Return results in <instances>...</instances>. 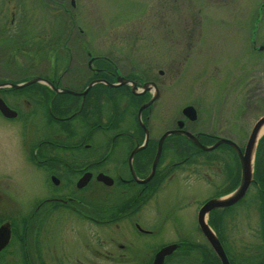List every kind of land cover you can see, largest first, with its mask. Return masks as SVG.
Segmentation results:
<instances>
[{"label": "flooded vegetation", "instance_id": "obj_1", "mask_svg": "<svg viewBox=\"0 0 264 264\" xmlns=\"http://www.w3.org/2000/svg\"><path fill=\"white\" fill-rule=\"evenodd\" d=\"M46 7L44 0L0 1V67L8 73L14 60H18L27 70L24 78L0 79V83L39 77L20 86L0 85V97L16 111L11 116L0 111V122L17 127L24 154L41 172L48 189L37 202L38 220H33V224L38 221V262L66 263L61 246L56 243L57 250L54 247L50 254L52 247L47 245L52 222L58 223L60 208L64 207L82 223L76 232L80 241L71 264H152L157 250L171 242L177 246L165 256L163 264H207L205 255L222 264L198 224L209 246L206 241L181 235L183 230L178 228L176 238L161 242L157 239L166 219L174 221L173 200L166 202L170 195H165L172 193L167 187L176 170L190 172L202 164L223 172L219 146L207 150L216 154L214 160L202 162L200 155L191 154L206 149L184 133H165L181 120L182 127L202 144L209 145L218 136L209 129L194 127L197 116L191 119L183 109L182 116H174L172 86L180 68L175 58L159 62L157 54L143 51L141 59L146 60L138 64V57L126 52H93L86 38L87 28L72 17V0H55L49 9L55 15L69 13L70 17H61L53 25L46 23ZM256 12L247 52L264 61V35H259L264 0ZM187 37L174 41H187ZM136 41L138 38L133 40ZM219 127L218 119L216 128ZM31 138L35 139L32 143ZM176 153L182 155L176 159ZM189 158L199 160L188 161ZM99 173L108 177L100 179ZM82 176L88 180L79 186ZM165 190L167 193H163ZM3 197L0 202L16 201L8 194ZM6 206H0V212ZM34 215L24 205V211L0 216V224H10L9 240L0 249V264H30L27 243ZM161 218L165 219L160 223ZM125 220L130 230L119 233L123 241L120 236H112L110 229ZM95 225L102 230L96 231Z\"/></svg>", "mask_w": 264, "mask_h": 264}, {"label": "rangeland", "instance_id": "obj_2", "mask_svg": "<svg viewBox=\"0 0 264 264\" xmlns=\"http://www.w3.org/2000/svg\"><path fill=\"white\" fill-rule=\"evenodd\" d=\"M261 1L74 0L72 17L87 28L89 37H85L90 41L93 52L106 53V49L123 54L126 52L137 56L138 64L146 60L141 59V55L145 54L143 51L157 54L155 57L159 62L174 57L175 63L180 66L174 74L172 86L174 116H182V107L193 104L198 113L194 127L209 129L218 136H229L244 147L251 127L264 114V61L261 56L247 52L249 32ZM44 2L47 3L46 23L53 25L61 17H70L69 13L55 15L49 9L55 5V0ZM259 27V35H264V16L260 19ZM185 36L187 41L175 42L185 39ZM135 38L138 41L133 42ZM19 64L23 65L14 60L8 73L0 67V75L3 74L0 79L24 78L27 70ZM218 119L220 127L216 128ZM261 135L263 137L258 148L261 161L254 174L256 182L249 185L241 200L233 203L223 228L218 218L223 208L212 209L206 216L216 232L221 230L224 245L232 254L230 257L233 256L230 259L232 264H245L241 261L242 257L253 253L264 241V203L257 194L258 185L262 184L264 188V131ZM20 140L17 127L0 122V196L4 198L8 194L16 200L0 202V206L7 205L0 216L24 211V205L25 209L35 214L29 225L27 252L30 264H40L35 239L38 221L33 224V220H38L37 202L48 193V189L41 172L24 154ZM33 140L31 138L30 143ZM176 141L179 139L176 138ZM217 153L226 160V157L229 158L234 166L233 174L227 176L215 167L202 164L190 172L176 170L167 187L172 193H167V190L163 192L167 193L165 196L170 195L166 197V202L173 200L174 221L166 219L163 233L157 236L158 241L176 238L179 235L175 232L176 228L183 230L181 235L188 239L206 241L197 226L199 207L207 196L215 192H218V196L232 191L241 177L236 153L226 145H220ZM181 155L176 153V159ZM11 204L13 208L8 207ZM60 209L62 213L57 218L58 223L52 222L47 245L52 247L50 254L54 252L56 243L61 246L66 263L71 264V259L75 258L76 244L80 241L76 232L81 230L82 223L68 208ZM164 219L161 218L160 223ZM95 229L102 230L97 225ZM128 230L129 224L125 220L118 226L112 225L110 232L112 236L119 237V233ZM39 240L42 243L44 239L41 236ZM113 240L117 241L116 238ZM15 245L12 243L11 246ZM43 247L46 245L43 244ZM205 256L207 264H220L219 259L215 261Z\"/></svg>", "mask_w": 264, "mask_h": 264}, {"label": "water", "instance_id": "obj_3", "mask_svg": "<svg viewBox=\"0 0 264 264\" xmlns=\"http://www.w3.org/2000/svg\"><path fill=\"white\" fill-rule=\"evenodd\" d=\"M39 77L34 76L31 77L27 80H24L22 82H17V83H11V82H4L0 83L1 84H12L13 86H20L25 83L29 82H34L37 81ZM92 81L90 85L93 83ZM143 105L140 107L139 110H141ZM183 112L190 117L191 119L196 118L197 113H196V108L193 104H186L182 108ZM0 111L4 113L7 116L15 115L16 111L10 108L6 102L0 97ZM264 123V114H262L253 124L251 127V130L249 132L248 138L246 140V143L244 147H242L240 144H238L234 139L228 137V136H218L215 141L209 145L202 144L197 136L190 132L187 129H184L182 127L181 120H178V126L174 129L168 130L167 132H174V133H184L188 137H190L196 144L201 146L203 149H212L216 147L217 145L221 143H226L230 145L234 151L236 152L239 163H240V168H241V177L238 185L230 192L221 194V195H216L207 198L199 207L198 212H197V222L198 225L200 226L202 232L204 235L207 237L208 241L211 243L212 247L214 248L216 254L220 258L222 264H231L230 259L228 254L226 253V250L222 244V241L218 234L214 231L210 223L207 221L206 216L209 213V211L213 208H222L224 206L231 205L238 201L241 197L244 196L246 193L249 185L251 182L254 180V157H255V152H256V146H257V139H258V133L260 130V127ZM162 138H160L161 142ZM159 157V151L157 152L152 168L154 169L156 162ZM98 178L100 179H105L108 177L104 173H99L97 175ZM87 177L82 176L78 180V185L81 186L87 182ZM108 182V181H107ZM10 237V224L8 222H4L0 224V249L8 242ZM177 244L176 242H171L166 245L161 246L157 252L155 253L154 259L152 264H163L164 258L167 254H169L172 250L176 248Z\"/></svg>", "mask_w": 264, "mask_h": 264}, {"label": "trees", "instance_id": "obj_4", "mask_svg": "<svg viewBox=\"0 0 264 264\" xmlns=\"http://www.w3.org/2000/svg\"><path fill=\"white\" fill-rule=\"evenodd\" d=\"M262 137H260V139H259V141L257 143V147H256L255 166H254V168H255L254 169L255 175H256V169L258 168V165H260V161H261V160H259V156H258V152H259V149L258 148H259V145L261 143L260 141H261ZM220 145H226V146L230 147V150L231 151L233 150V152H235L234 149L230 145H228L226 143L219 144V146ZM195 154L200 155V158L202 160H199V158H193V159H190L189 158L188 161H197V160H199V161H202L203 162L206 159L207 162H209L211 159L214 160L215 155H216V154H214V153H212L210 151L202 150V149H199L198 152L192 153L191 156L192 155L194 156ZM226 158L228 160H226L225 158L223 159V172L227 176H231L233 174V172H234V166L229 161V158L228 157H226ZM256 161L258 163H256ZM261 185H258L257 194H258V197L260 199H262V202L264 203V188ZM232 207H233V204L223 207V209L221 211V214L218 216L219 221L221 222V228H223L222 225L225 224L226 217L230 214L229 212L231 211ZM219 234L222 237L221 230L219 231ZM222 239H223V242H225L223 237H222ZM228 251H229V249H228ZM230 254L231 253L229 251V256H230ZM232 257L233 256H231L230 258H232ZM241 261H242V263L245 262V264H264V241H263V243L258 248L255 249V251L253 253H251L249 255H246V256H243L242 259H241Z\"/></svg>", "mask_w": 264, "mask_h": 264}, {"label": "bare ground", "instance_id": "obj_5", "mask_svg": "<svg viewBox=\"0 0 264 264\" xmlns=\"http://www.w3.org/2000/svg\"><path fill=\"white\" fill-rule=\"evenodd\" d=\"M264 131V123L263 125L260 127V130H259V133H258V139H257V142L259 141L260 137L262 136V132ZM253 166H255V162L253 164Z\"/></svg>", "mask_w": 264, "mask_h": 264}]
</instances>
